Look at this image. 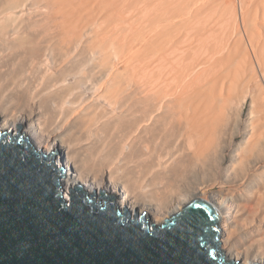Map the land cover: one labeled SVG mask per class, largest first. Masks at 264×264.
Returning a JSON list of instances; mask_svg holds the SVG:
<instances>
[{"label":"bare ground","instance_id":"obj_1","mask_svg":"<svg viewBox=\"0 0 264 264\" xmlns=\"http://www.w3.org/2000/svg\"><path fill=\"white\" fill-rule=\"evenodd\" d=\"M165 1L0 0V135L54 151L65 202L104 189L153 227L203 196L226 259L264 264V85L230 31L264 75V0L241 20L231 0H180L177 21Z\"/></svg>","mask_w":264,"mask_h":264},{"label":"water","instance_id":"obj_2","mask_svg":"<svg viewBox=\"0 0 264 264\" xmlns=\"http://www.w3.org/2000/svg\"><path fill=\"white\" fill-rule=\"evenodd\" d=\"M55 169L54 151L39 155L20 128L0 135V264H239L219 251V215L203 196L150 227L104 189L95 201L74 186L65 202Z\"/></svg>","mask_w":264,"mask_h":264},{"label":"rangeland","instance_id":"obj_3","mask_svg":"<svg viewBox=\"0 0 264 264\" xmlns=\"http://www.w3.org/2000/svg\"><path fill=\"white\" fill-rule=\"evenodd\" d=\"M165 1V0H164ZM171 1V3L169 2V0H166L165 1V3H167V4H165L164 3V5L166 6H168V8H170V7H173V8H171V9H169V10H167V13L169 14H166L167 16H171V17H174L175 18V20L177 19V20H179L178 18V15H179V5H182L183 3H184V0H181L183 3L181 4V1L180 0H170ZM234 1V2H233ZM240 0H231V6H232V3H233V6H235V8H236V12H237V17L240 19V17L241 16H239L240 14V11H241V8H242V4H241V2H239ZM176 3V4H175ZM173 4H174V6H173ZM241 4V5H240ZM230 5V4H229ZM172 9L174 10V11H172ZM224 9H225V7H224ZM172 11V12H171ZM219 11H221L220 9H218L217 10V14L219 13ZM223 11V10H222ZM221 11V12H222ZM174 12V13H173ZM172 13V14H171ZM214 13H215V11H214ZM171 14V15H170ZM221 14V13H220ZM220 16V15H219ZM176 17H178V18H176ZM167 18V17H166ZM170 19V18H169ZM176 20V21H177ZM241 20V19H240ZM239 20V21H240ZM240 26V27H239ZM239 26H238V28H234V30H233V28H231V35H232V38L234 37V38H241V41H243V44L245 45V47L246 48H244L247 52V54L245 53V55H246V57L245 58H247V59H249L250 60V62L252 63V65H253V67L250 69V67L247 65V68L245 69V71L247 70V72H244L245 74V80L246 81H248V83H250V85L252 84V85H254V86H258V85H260L259 83L261 82V83H263V85H264V82H263V80H264V75H262L263 73H262V71H261V69H260V66H258V64H257V62H258V59L256 58L257 56H256V54H254L255 52H254V49L255 48H253L254 46V44H253V42H252V45H251V39H249L250 37L248 36V34L246 35L245 33H247V31L244 29V27L242 26V24L240 23L239 24ZM239 30H240V34H238V32H239ZM235 31V32H234ZM236 33H237V35H236ZM235 35H236V37H235ZM242 36V37H241ZM233 38V39H234ZM250 42V43H249ZM251 45V46H250ZM250 49V50H249ZM255 55V56H254ZM250 57V58H249ZM257 61V62H256ZM259 63V62H258ZM255 65V66H254ZM254 68V70H252ZM256 68V69H255ZM252 70V71H251ZM260 70V71H259ZM250 71H251V74H253V75H251L250 74ZM253 72V73H252ZM255 72V73H254ZM248 73L250 74V76H249V78H248ZM255 75H257V76H255ZM252 76V77H251ZM251 77V78H250ZM252 78H254V79H252ZM257 80H256V79ZM260 78V79H259ZM251 79V80H250ZM260 80V82L257 84L256 82H258ZM260 86H262V85H260ZM263 87V89H264V86H262ZM249 104V101H248V103H247V106H246V108H245V111H247L248 109L247 108H249L248 105ZM60 170H62L63 171V173H65L66 172V170H64V169H62V168H59ZM219 184H215L214 186H211L210 187V190H212V191H219V189H220V191H222V192H224L228 197L229 196H231L230 195V193H229V188L228 187H224V189H223V186H221V185H219ZM227 188V189H226ZM227 191H226V190ZM227 192H225V191ZM221 193V192H220Z\"/></svg>","mask_w":264,"mask_h":264},{"label":"snow or ice","instance_id":"obj_4","mask_svg":"<svg viewBox=\"0 0 264 264\" xmlns=\"http://www.w3.org/2000/svg\"><path fill=\"white\" fill-rule=\"evenodd\" d=\"M17 243H18V248H19L21 251H23V250L28 246L29 241H28V239H27L26 236L23 237V238L18 237V238H17Z\"/></svg>","mask_w":264,"mask_h":264}]
</instances>
